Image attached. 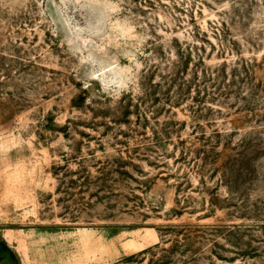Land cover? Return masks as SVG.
Instances as JSON below:
<instances>
[{
  "label": "rangeland",
  "instance_id": "rangeland-1",
  "mask_svg": "<svg viewBox=\"0 0 264 264\" xmlns=\"http://www.w3.org/2000/svg\"><path fill=\"white\" fill-rule=\"evenodd\" d=\"M0 264H264V0H0Z\"/></svg>",
  "mask_w": 264,
  "mask_h": 264
}]
</instances>
